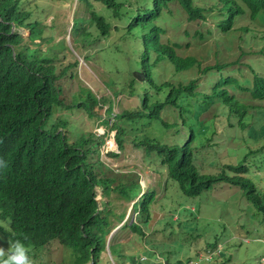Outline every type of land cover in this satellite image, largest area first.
<instances>
[{"label":"trees","instance_id":"1","mask_svg":"<svg viewBox=\"0 0 264 264\" xmlns=\"http://www.w3.org/2000/svg\"><path fill=\"white\" fill-rule=\"evenodd\" d=\"M81 3L85 14L75 21L76 28L87 21H96L106 37L120 33L122 39L133 42V53L125 65L130 71L137 69L146 75L141 85L134 79L129 82L132 93L141 95V102L138 109L117 115L118 146L124 147L128 130L136 133L134 142L145 149V159L151 161L155 154L167 174L165 195L173 194L176 198L181 191L184 204L195 205L197 211L196 202L223 180L239 187L251 208L264 216V188L250 176L252 162L245 164L247 158L255 155L248 139L264 137V61L254 57L264 60V48H255L264 41V0L211 3L81 0ZM174 3L181 6L191 22L210 20L211 26L204 28L199 22V30L185 32L192 43L166 38L167 30L159 24L171 13L170 5ZM32 14L23 9L20 0H0V160L5 164L0 167V241L8 246L16 240L23 242L32 264H41L44 248L52 240L67 251L59 264H99L108 246L114 259L119 260L121 242L115 240V234L109 245L108 239L113 219L121 222L126 213L116 214L110 207L113 200H103L100 206L96 188H100L104 197L116 193L131 204L136 218L127 220L122 229L142 239L147 238L150 230L147 225L156 193L153 189L143 193L135 169L119 174L100 159L102 139L90 133L70 141L68 122L57 115L68 103L62 98L58 81L67 75L70 79L74 76L68 68L60 69L55 64L56 46L49 44V26L41 20H31ZM12 23L28 27L32 45H21L18 37L22 36L11 32ZM222 39L227 40L224 46ZM204 41L208 44L206 55L198 57ZM192 47L195 52H191ZM185 48L188 54L184 53ZM14 49H18V58L13 56ZM168 66L175 73L196 68L198 75L175 83L163 77L166 71H171ZM82 91L88 94L82 101L94 115L101 104L112 109L111 98L99 99L85 88ZM78 96L71 93L72 100H79ZM220 108L227 109L229 129L240 126L243 130L245 146L234 151L243 156L237 165L225 164L223 174L202 173L207 168L204 153L212 141L210 127L219 120ZM211 109L214 115L202 119ZM175 114L178 120L170 122L168 118ZM154 121L175 128L180 140L150 142L137 135ZM184 129L188 138L181 139ZM263 146L264 143L258 147L260 151ZM118 176L125 180L119 181ZM128 258L135 263L136 257ZM229 262L230 258L222 264Z\"/></svg>","mask_w":264,"mask_h":264},{"label":"rangeland","instance_id":"2","mask_svg":"<svg viewBox=\"0 0 264 264\" xmlns=\"http://www.w3.org/2000/svg\"><path fill=\"white\" fill-rule=\"evenodd\" d=\"M210 0H207L209 2ZM96 4V3H95ZM31 5L34 9L33 20H43L44 22L51 24L56 22L57 24L48 30V36L53 35L56 38V42L66 38H69L70 28L73 22V18L76 15L77 11V3L76 0H31ZM106 15H109L107 11L104 12ZM82 12L78 14L81 15ZM186 18V14H182L177 12L175 17L172 19L171 22L168 23V30L169 34L167 36L174 40H178L182 43H186L191 41V39L185 34V29L190 32L194 33L199 30V22L205 26H211L210 20L206 23L203 21H195L193 23H188ZM88 31L92 33L89 39H91L90 43L88 44L89 48L84 47L80 44H77L80 47L81 53H85L90 57L89 60H85L84 56H82V65L78 71L80 72V78L85 85H89L92 90L102 95H112L113 89L111 88V82L115 79L116 82H119L118 86H115V89L122 88V75L118 76L109 71L108 64L109 60L105 57V49H113L117 45H122V41L118 38L120 37V33L114 32L110 36V40L105 41L101 38L100 32L95 28V26L90 25L88 27ZM83 39V37H81ZM85 39L88 40L87 37ZM222 46L227 44L226 39H222L221 41ZM207 42H202V51L198 57H202L206 55V48ZM126 49L130 50L128 43H124ZM260 47L264 48V41L259 42L255 45V48L258 49ZM99 48V49H98ZM195 47L192 48V52H195ZM44 49L46 47L44 46ZM75 56H78V53L72 50ZM60 59L63 60V63H73L72 60L75 58L65 50V48L61 49L60 52ZM260 61H264L257 56H254ZM110 59V58H109ZM113 62L115 63L116 60H120L119 54H116L112 57ZM264 64V63H263ZM171 71H166L163 74L164 78H169L171 81L177 83L179 81H188L193 78H196L198 73L197 69L193 68L191 70L182 71L175 73L171 66H168ZM133 74V72H132ZM251 77V75H249ZM107 82V83H106ZM107 85H106V84ZM125 84V83H124ZM79 87V82H75L72 88L67 89L66 96H71V93L75 92ZM128 91V90H127ZM115 99V107L113 110V114H108V118L110 123L105 124L104 121L97 118L96 120L90 119V121H86L84 111L78 112V109L73 111L66 112V115L72 121V131L70 132V141L73 142L76 138L81 136L82 134H87L92 132V128L95 125H101L105 128L106 132H109V135L106 139H109L115 131L110 127L113 125L114 115L116 113L121 112L123 109H135L138 106L139 100L133 99V97L129 96V94L119 95V97H114ZM117 105V106H116ZM105 109L101 110V113L104 115ZM222 111V110H220ZM226 112L225 109L223 123L219 121L217 125L219 135L216 136L215 142L219 144L217 149L219 153L218 161L215 162L217 165H237L239 164L240 160L242 159L243 154H236L234 152L239 146L240 141H230L228 140L227 136L233 137L235 135L237 137H242L243 132L238 127L234 130H227L225 127L227 125L226 122ZM222 113V112H220ZM107 115V114H105ZM207 115V114H206ZM211 116V114H208ZM105 117V116H103ZM234 121V120H233ZM158 124L153 123L151 126V134L154 136H159L160 131L157 129ZM129 129V125H127V130ZM238 138V139H239ZM124 147L125 149H120L116 144L113 149L118 152V156H112L110 153L106 154L107 152L103 149L102 153V160L109 164L116 173L125 174L129 169H135L136 172L139 173L142 184L144 186V192H147V189L151 188L157 190L160 194L156 196V200L152 208L153 216L147 225L148 228L151 227L154 229L150 231L147 235V238L142 239L137 234L130 232L129 236L127 237V231L121 233L120 229L115 230L116 226V218L113 219V233H115V240L121 239V249L119 256V260H115L113 255L110 252V249L104 251L99 259V264H135L131 262L128 257L134 256L138 260V257L141 253L145 252L148 249H158L159 247L153 246L160 245L162 242L166 241L165 247L166 249L173 252V248L175 250L180 249V242L183 239V242H186L187 245L184 246V250H188L189 246L193 243L196 237L188 235L196 230L199 231L197 236H201L199 242L195 244L198 247L203 246L204 240H212L216 237H220L223 240H228L227 249L229 252V258L231 259L232 264H260L262 257H264V216L257 214L253 208L250 207V203L246 200L243 195V199L247 202H242L241 194L239 190L243 194V191L239 188V190L234 188H224L220 189L219 191L212 192V197L205 196L201 201L196 202L199 205L198 209L201 210L202 208L207 209L209 207L214 208L215 203L217 205V210L209 213V214H193L194 216L191 217V222L187 223L186 221L185 226L188 227L187 229H182L181 231H177V212L173 213V209L170 205H168V198L163 197V191L165 192V182H166V172L161 167L159 161L152 156V160L145 159V152L143 149H137L134 145L130 142V137H124ZM264 141V138L260 141H251L249 142V146L256 150L260 143ZM248 150V149H246ZM211 154L214 155L213 150L211 149ZM216 156H214L215 158ZM255 158V159H254ZM254 159V160H253ZM252 162V164H251ZM258 165H263V156L261 155H252L250 158L245 160V164L250 165V171H253L251 177L255 180L259 181V177L261 179V183H264V169L258 168ZM264 168V167H263ZM119 170V171H118ZM119 181L125 180L124 177H119ZM221 184L217 185L218 188ZM168 197L170 199H175L173 194H169ZM102 200H113L114 202L110 204V207L114 209L116 214H121L122 212L126 213V216L131 217L134 215V212L130 206V203L118 197L116 193L112 194L109 197H103L100 199ZM203 202H209L211 204L202 205ZM179 204H183L179 202ZM201 204V205H200ZM236 209V211H234ZM188 214H191V211L188 209L186 210ZM177 218V220H176ZM183 219H188L185 217ZM175 220L176 222H172ZM218 229V230H216ZM193 230V231H192ZM185 233H188L187 235ZM1 237V234H0ZM248 238V240H239V238ZM151 239V241L149 240ZM261 239L262 241L258 240ZM173 240L174 243L172 242ZM170 241V242H169ZM248 242V243H247ZM195 243V242H194ZM0 248L7 250L9 248L8 245L0 241ZM183 250V251H184ZM160 252V251H159ZM67 251L65 247L58 243H52L47 250H44L42 255L41 264H59L61 261L64 260ZM165 256L167 254L164 253ZM188 256L189 251H188ZM3 258V257H0Z\"/></svg>","mask_w":264,"mask_h":264},{"label":"clouds","instance_id":"3","mask_svg":"<svg viewBox=\"0 0 264 264\" xmlns=\"http://www.w3.org/2000/svg\"><path fill=\"white\" fill-rule=\"evenodd\" d=\"M20 1L23 3V9L24 10L31 11L34 14V9L35 8L31 7V5L27 6V2H28V4H31V0H20ZM211 2H212V0H210L207 3H211ZM76 3H77V11H76L75 17L73 18V22H72V25H71V28H70V33H69L70 37L66 38V40L61 39L58 42H56V39H55L56 37L55 36L49 35V37H48L50 39V43L49 44H55V46H56V48H55L56 56L54 57L55 64L58 65L60 69L68 68L71 71V73L73 74V76H74L73 79H70L69 75H67L66 77H62L58 81V84L60 85L62 93H63L62 94V98L64 97V99L66 101H68V103L66 104L64 109H62V110L57 112V115L62 117L64 120H66L68 122V128H69L70 132L72 131V123H71L72 121L66 115V112L73 111L75 109H78V112H80L82 110L85 113L86 121L89 122L90 119L96 120L97 118H99L100 120L104 121V123L107 124V126H108L110 121L106 117H108V114H113V110H114V107H115V104H116L114 97H119V95H123V94H129V96L133 97V99H136V100L138 99L139 100L138 106L136 107L138 109L140 107L141 95L139 93H135V94L132 93V90L129 87V82H130L131 79H134L137 85H141L146 79V75H145V73L143 71L137 70V69H134V70L130 71L128 69L127 65H125L124 62L128 61L129 55L133 53V42H131L130 40H127L125 38L122 39L121 36H120L118 38L122 41L123 47L119 44L113 49H105L104 52H105V57L109 60V64H108L109 71H112L113 74L118 75V76L122 75V84H123L122 88L119 89V87H118V89H115V86H118L119 82H116L115 79H114L111 82V85H110L111 88L113 89V94L112 95H102V96H100L99 94L95 93L89 85H85L82 82V80L80 78V72L78 71V69H80L81 66H84V65L81 64L82 63V56H84V59L86 61L90 59V57H88V55L85 54L89 49L87 51H85V53H81L80 47L77 44H80L83 49H84V47L89 48L88 44L91 41V39H89V38L92 35V33H90L88 31V27L90 25L95 26V28L100 32L101 38L104 39L105 41L110 40V36L111 35L109 37L104 36L101 33V31L98 29L96 21H94V22L87 21V22L83 23L81 26H79L78 28H76L75 21L76 20L78 21V19L82 18L84 16V14H85V8H83V4L81 3V0H76ZM93 3L95 4L96 1H93ZM170 10H171V13L165 18V20L159 22V24L162 25L167 30L166 38H169L167 36V34H169V30H168V26L167 25H168L169 22L172 21V19L176 15V13L179 12V13H182V14H186V12L181 8V6L178 3L171 4L170 5ZM80 12H82V14L78 16V14ZM33 14H32L31 20H33L32 19L33 18ZM85 18H89V16H85ZM185 19L187 20L188 23H193V22H191V21H189L187 19V15H186ZM36 21H39V20H36ZM41 21H43V20H41ZM44 23L49 26V29H52L57 24L56 22H53L51 24H48L46 22H44ZM48 30H47V33H48ZM187 30L185 29L184 32H186ZM11 32L12 33H18V34H20L22 36V37H18L21 40V45H24L26 43L32 45V43H30V39L28 38V36L30 35V30L28 29V27L18 26L16 24L12 23ZM81 37H83V39ZM85 37H87L88 40L85 39ZM170 39L172 41L180 42V41L174 40L172 38H170ZM40 41L41 40H35L36 43H40ZM189 42H191V41H189ZM124 43H128L130 50L125 48ZM180 43H182V42H180ZM186 43H188V42H186ZM62 48H65V50L67 52H69L75 58L74 60H72L73 63H63V60L60 59V55L59 54H60ZM73 49H74V51H76L78 53V56L74 55V53L72 51ZM16 50H18V49H14L13 56L15 58H18ZM191 52H192V49H191ZM184 53L185 54L189 53L187 48H185ZM116 54H119L120 60H116L115 63H112L113 62L112 57H114ZM122 65H124L123 69H122ZM132 72H133V74H132ZM141 74H143V75H141ZM76 81L79 82V87H78L77 90H75V92L78 93V95H79L78 96L79 100H72L71 96L70 97L66 96V91H67V89L72 88ZM84 88L86 90H88L92 95H96L97 98H99V99H101L102 97L111 98L113 100L112 109L109 110L108 105L101 104L98 107H96V111L98 112V114L94 115L92 112H90L88 109H86L85 103H84V101H82V98H85L88 95L87 92L82 91V89H84ZM102 109H105L104 115H103V113H101ZM135 109H123L122 111H124V110H135ZM220 110H222V108H220L218 110V112H217L219 120L214 125H211V127H210L211 132L209 134V137H212V141L208 143V145H211V146L208 147L207 150L204 153V156H205L204 162H205V165H206L207 168H205L204 170H201L202 173L216 174V173L221 172L223 174L225 172V170H226L225 165H217V163H215V162L218 161V158H219V155H216L217 153H219V150L217 149V146H219V144L216 143L214 140H215L216 136L219 135L218 129H217V125H218L219 121H222V123H223V118H224V114L223 113L225 112V109L222 110V111H220ZM121 112L116 113L114 115L113 125L110 128L115 131V134H113L111 137H109V139H106V137L109 135V132H106L105 128L103 126H101V125L100 126L99 125H95L94 128L91 129L92 132H89L87 134H82V135H89L90 133H92L94 138H98V139H102L103 140V142L99 146V152H100V155H101L100 159H102L103 149H105V151L107 152L106 154L115 153L118 156V152H116V149L115 150H109V149H113L115 144L118 146V143H117V140H116V132H117V130H116V127H115V123L116 122L118 123V116L117 115L120 114ZM220 112H222V113H220ZM105 114H107V115H105ZM208 114H211V116H208ZM213 115H214V111H213V109H211L207 113L203 114L201 118L202 119L210 118ZM226 115H227L226 116V122H227V118H228L227 112H226ZM103 116H105V117H103ZM168 120L170 122L177 121L178 120L177 115L175 114V115L170 116L168 118ZM153 123H157L158 124L157 129L160 131V135L159 136H154V135L151 134V126H153ZM153 123L145 125L142 130L137 132V135H139V137L144 138V139H146V140H148L150 142H152V141H166L167 143H172L173 141H175L177 139L180 140V135H178L175 132V128H173V129L172 128H166L163 125H161L159 122H156V121H154ZM232 123H234L236 125L238 124L237 120L232 121ZM248 123L252 127L253 122L250 119L248 120ZM238 127L243 132L242 128L240 126H237V128ZM225 128L227 130H229V131L231 130V129H229L227 127V125H226ZM70 132H69V135H70ZM183 132H184V134H183V136H181V139L188 138L187 130L184 129ZM127 134L130 137V139H131L130 142L134 145V147L137 148V149H143L144 152H145V149L142 146H136V144L134 142V135L136 133H133L132 131L128 130V132L126 133L125 137L127 136ZM243 135H244V133H243ZM232 136L233 137L227 136L228 140H230L232 142L233 141H240L239 146H241V147L245 146V142H246L245 141V137L242 136V137L239 138V137H237L235 135H232ZM263 138H261V139H263ZM261 139L249 138L248 139V143L251 142V141H260ZM263 143H264V141L262 143H260L259 146L261 144H263ZM241 147H238V148H241ZM125 148H126V146L123 147L122 150L125 149ZM211 149L213 150L214 155L211 154ZM261 153H264V146H263V149L261 151L259 150V148H257L255 150V155L259 154L260 156L262 155L264 157V155L261 154ZM152 156L157 157L155 154H153ZM214 156H216V157L214 158ZM262 164L263 165H261L262 166L261 168L264 169L263 168L264 167V158H263V163ZM4 166H5L4 162L2 160H0V167H4ZM228 171L230 172V170H228ZM252 174H253V171H251L250 176ZM253 180L261 188H264V183L263 184L261 183L262 181H261L260 177H259V181L255 180L254 178H253ZM140 181H141V178H140ZM141 184H142V181H141ZM219 184H221V185L218 188H216V186L219 185ZM142 187H143V193H144L143 184H142ZM224 188H234L236 190L237 189L239 190V187L230 185L226 181L222 180V182H217L214 185V187L210 191L207 192L206 196H209V197L211 196L212 197V192L219 191L220 189H224ZM149 189H151V188H149ZM164 190L166 192H168L166 185H165V189ZM96 191L98 192L96 198L98 200L99 205L101 206L100 199L102 198L103 194L100 191V188H96ZM147 191H148V189H147ZM154 191L156 193V196H158L160 194L157 190H154ZM239 193L241 194L242 202L243 201L246 202L243 199V195H242L240 190H239ZM163 197L164 198L167 197L168 198V203L167 204L170 205L172 208H174L172 215H174V213L177 212V213H175V214H177V218H179L178 220L176 218V220H177V229L176 230L177 231H181L182 229H187L188 228V227L185 226L184 222L185 221L187 223L191 222L192 221L191 217L194 216L193 214H197V215L209 214V213H212V212L217 210L216 202H214L215 203V207L214 208H212V207H209L207 209L202 208L199 211L196 210L197 207L195 205H193V206H189V204L185 205L184 201L182 199V196H181V191H179V195L175 199H170L167 196V194L165 195L164 191H163ZM156 200H158V199H156V197H155L154 203H156L155 202ZM179 202H182L183 204H179ZM205 204H211V203H209V202H203L202 203L203 206ZM130 206H131V204H130ZM131 208H132V206H131ZM188 209L191 211V214H188L186 212V210H188ZM153 210L154 209L152 208L151 209L152 216H153ZM179 211H184V214H180ZM234 211H236V209H234ZM136 215H137V213L135 211H134V215L131 216V217H128V216L125 215V218L121 222H117L116 223L117 227L115 228L114 231L120 229L121 233L125 232V230L122 229V225L125 224L126 221L130 220L132 217L136 218ZM185 217H188V219H183ZM172 222H176V221L173 220ZM113 229H112V231L110 233V237L108 239V245L110 244V239H111L112 235L115 234V233H113L114 232ZM153 230L154 229L151 227L150 231H153ZM216 230H218V229H216ZM127 232H128L127 233V237H128L129 233L131 231H127ZM198 233H199L198 230H196V231H194V232H192L190 234L185 233L186 235L188 234V235H191L193 237H196L195 240L193 241V243L189 246L188 250H184L185 249L184 246L187 245V243L183 242V239L180 242H177V243H180V249L179 250H175L173 248V252L168 250V249H166V247H165L166 241H164L160 245H155V244L153 245L155 247H159L160 250H158V249H148L145 252L141 253L139 255V257H138V260L135 259V264H222V263L226 262L227 259L229 258L228 257L229 256V252H228V249H227V244H228L229 241L228 240H223L220 237H216L215 239H212V240H204L202 242L203 246L198 247L200 244L195 246V244L197 242H199V240L201 238V236H197ZM143 239H145V238H143ZM149 240L151 241V239H149ZM239 240L240 241L241 240H248V242L250 241V239H248L246 237L239 238ZM258 240L262 241L261 239H258ZM119 241L122 242L121 239ZM174 241L175 240H173L172 242L174 243ZM52 243H58L59 245H61L57 240H52L50 242V244L47 245L44 248V250L45 249L47 250V248ZM188 251H189V255L190 256H188ZM168 252H170V253L168 254ZM164 253L167 254V256H165ZM0 257H3V259L0 258V264H32V260H31L29 254H28V249L25 246V244L23 242H21L20 240H16L15 242L11 243L7 250H5L3 248H0ZM229 263L232 264L231 262H229ZM260 264H264V257H262V259L260 261Z\"/></svg>","mask_w":264,"mask_h":264},{"label":"water","instance_id":"4","mask_svg":"<svg viewBox=\"0 0 264 264\" xmlns=\"http://www.w3.org/2000/svg\"><path fill=\"white\" fill-rule=\"evenodd\" d=\"M141 75H143V74H141Z\"/></svg>","mask_w":264,"mask_h":264}]
</instances>
